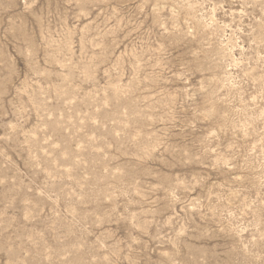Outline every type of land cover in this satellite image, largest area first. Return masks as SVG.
<instances>
[{"label":"rangeland","instance_id":"obj_1","mask_svg":"<svg viewBox=\"0 0 264 264\" xmlns=\"http://www.w3.org/2000/svg\"><path fill=\"white\" fill-rule=\"evenodd\" d=\"M0 264H264V0H0Z\"/></svg>","mask_w":264,"mask_h":264}]
</instances>
